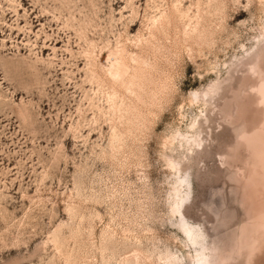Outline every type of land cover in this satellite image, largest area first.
Returning a JSON list of instances; mask_svg holds the SVG:
<instances>
[{"label":"rangeland","instance_id":"374dc122","mask_svg":"<svg viewBox=\"0 0 264 264\" xmlns=\"http://www.w3.org/2000/svg\"><path fill=\"white\" fill-rule=\"evenodd\" d=\"M197 255L264 264V0H0V264Z\"/></svg>","mask_w":264,"mask_h":264},{"label":"bare ground","instance_id":"6f19581e","mask_svg":"<svg viewBox=\"0 0 264 264\" xmlns=\"http://www.w3.org/2000/svg\"><path fill=\"white\" fill-rule=\"evenodd\" d=\"M174 9L176 10L177 7H174ZM168 23H169L168 14L161 15L159 18H154V20L152 22L154 29L155 30H162L163 33H165L167 31L166 28L168 27ZM197 28H198L197 25H194L193 28L191 29V34H196L195 30ZM191 34H190V36H192ZM115 75H117V73ZM181 204H182V200L177 203L178 207H180ZM179 228H181L180 230L183 231V233L186 235V239L188 241L187 243H190V245L194 246V247L196 244H199L200 232L195 230V229H192L191 224L183 222ZM194 251L197 254L199 249H197L195 247ZM194 264H203V257L201 258L200 256L197 255V258H196V261Z\"/></svg>","mask_w":264,"mask_h":264}]
</instances>
